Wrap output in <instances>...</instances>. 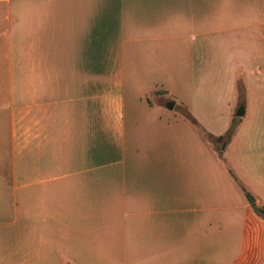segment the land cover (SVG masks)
<instances>
[{"label": "crops", "instance_id": "obj_1", "mask_svg": "<svg viewBox=\"0 0 264 264\" xmlns=\"http://www.w3.org/2000/svg\"><path fill=\"white\" fill-rule=\"evenodd\" d=\"M2 138L0 264H264V0H0Z\"/></svg>", "mask_w": 264, "mask_h": 264}, {"label": "trees", "instance_id": "obj_2", "mask_svg": "<svg viewBox=\"0 0 264 264\" xmlns=\"http://www.w3.org/2000/svg\"><path fill=\"white\" fill-rule=\"evenodd\" d=\"M187 119L189 120V121H191V123L192 124H194V125H197V123H196V121L193 119V118H191V116L190 115H187ZM235 128H236V124H232L231 126H230V128L228 129V131L226 132V134L224 135V136H222V137H219V138H216V139H213V138H210L209 137V141H213L214 143H221V144H223V143H227L228 141H229V139H231V137H232V135L234 134V132H235ZM219 154V157H221L222 158V152H219L218 153ZM230 172V171H229ZM251 208L253 209V212L261 219V220H263L264 221V206H256L255 204H252L251 205Z\"/></svg>", "mask_w": 264, "mask_h": 264}, {"label": "rangeland", "instance_id": "obj_3", "mask_svg": "<svg viewBox=\"0 0 264 264\" xmlns=\"http://www.w3.org/2000/svg\"><path fill=\"white\" fill-rule=\"evenodd\" d=\"M2 136H5V130H2ZM0 145H2L1 149H3L5 143H4V139H1ZM7 158V157H5ZM5 158H0V175H3L5 173V170L7 169V161L5 160Z\"/></svg>", "mask_w": 264, "mask_h": 264}, {"label": "water", "instance_id": "obj_4", "mask_svg": "<svg viewBox=\"0 0 264 264\" xmlns=\"http://www.w3.org/2000/svg\"><path fill=\"white\" fill-rule=\"evenodd\" d=\"M170 107H172V104H170ZM242 113H243L242 108H239V110H238L237 113H236V116L240 117V116L242 115ZM246 198H247V200H248L250 203L253 202V199L250 198L249 196H247Z\"/></svg>", "mask_w": 264, "mask_h": 264}]
</instances>
